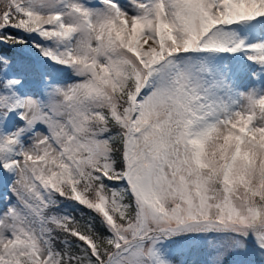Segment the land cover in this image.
I'll list each match as a JSON object with an SVG mask.
<instances>
[{"label":"snow or ice","instance_id":"6c2138e0","mask_svg":"<svg viewBox=\"0 0 264 264\" xmlns=\"http://www.w3.org/2000/svg\"><path fill=\"white\" fill-rule=\"evenodd\" d=\"M131 2L0 0V264H264V0Z\"/></svg>","mask_w":264,"mask_h":264},{"label":"rangeland","instance_id":"374dc122","mask_svg":"<svg viewBox=\"0 0 264 264\" xmlns=\"http://www.w3.org/2000/svg\"><path fill=\"white\" fill-rule=\"evenodd\" d=\"M80 3L87 5V7L91 8V9H99L102 7V5L100 4V0H79ZM119 4L121 5V7L127 11L130 15H135L136 12L134 10V6L131 2V0H118ZM139 2H145V0H139ZM235 31L239 32L241 34L242 37L246 38L249 42H258L261 40H264V30H262L259 26H248V25H240V26H235ZM28 52H30L28 50ZM38 58H40L42 61H44V58L41 57L39 55V53H37ZM242 58V55L239 56V59ZM193 61H195V58H193ZM62 67L60 66V69H54V71L51 72V75L53 77L56 76H63L64 78V82L66 83H72L75 80H77L78 78L73 76L71 74L70 70H65V69H61ZM262 78H264V74H261ZM259 81H257L256 83V87L259 88ZM243 91H248V88L245 87L242 89ZM260 91L262 93H264V89H260ZM25 93H21V95H24ZM17 120H19V117H16ZM5 132H10V131H14V128L12 127H5L4 129ZM29 144L31 143V141L28 142ZM122 187V185H117L116 188H120ZM6 202V201H5ZM178 238V237H177ZM177 238H175V242L177 241ZM188 244H172V247L178 249V250H184L185 247ZM191 260L198 262L199 264H204V257L201 254V252L195 248V251L191 252ZM179 264V262H178Z\"/></svg>","mask_w":264,"mask_h":264},{"label":"trees","instance_id":"16d2710c","mask_svg":"<svg viewBox=\"0 0 264 264\" xmlns=\"http://www.w3.org/2000/svg\"><path fill=\"white\" fill-rule=\"evenodd\" d=\"M51 45H54L52 42H49ZM48 44V43H47ZM21 46H28L30 45H21ZM21 46L17 45L11 49L12 53L18 54V55H28L32 60H36L35 55L31 56L21 50ZM34 50V49H33ZM50 66V65H49ZM52 69L57 68L58 65L50 66ZM118 184H111L110 187H116ZM61 208L63 209V212L65 215H74L78 219L81 218V213L84 214V218L86 219L89 215H93L88 212L87 209H82L80 206L75 205L74 202H67L61 205ZM176 243V242H174ZM195 251V247L192 246V243H190L186 249H184V255L181 257L183 264H199L198 262H195L191 260V252Z\"/></svg>","mask_w":264,"mask_h":264}]
</instances>
